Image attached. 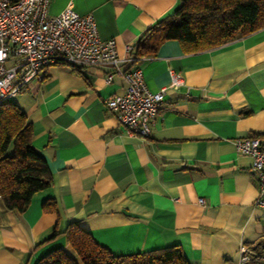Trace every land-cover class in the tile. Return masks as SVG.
Here are the masks:
<instances>
[{"label":"crops","instance_id":"0c3cea01","mask_svg":"<svg viewBox=\"0 0 264 264\" xmlns=\"http://www.w3.org/2000/svg\"><path fill=\"white\" fill-rule=\"evenodd\" d=\"M180 2L51 0L49 16L67 8L93 15L100 39L116 43L123 69H142L150 92L169 85L172 72L184 86L168 90L143 139L106 107L125 91L119 76L107 82L109 66L53 65L42 83L30 84L14 102L32 123V145L53 183L23 214L0 201V264L71 253L65 232L72 223L116 256L179 246L192 264H233L241 245L264 253L258 180L252 159L235 146L264 137V28L195 54L169 41L155 57L135 61L129 48ZM49 200L57 213L44 212Z\"/></svg>","mask_w":264,"mask_h":264},{"label":"trees","instance_id":"16d2710c","mask_svg":"<svg viewBox=\"0 0 264 264\" xmlns=\"http://www.w3.org/2000/svg\"><path fill=\"white\" fill-rule=\"evenodd\" d=\"M263 28L264 0H181L169 17L146 31L133 48V56L135 61L155 57L169 41H178L185 54L209 51ZM32 138V123L22 109L14 101L1 103L0 201L8 211L17 214L26 212L33 197L53 183L48 164L33 147ZM43 210L57 213V205L46 201ZM58 235L55 231L54 237ZM65 236L72 252L54 250L38 264H192L179 246L116 256L78 223L70 224Z\"/></svg>","mask_w":264,"mask_h":264},{"label":"built area","instance_id":"2783aa9c","mask_svg":"<svg viewBox=\"0 0 264 264\" xmlns=\"http://www.w3.org/2000/svg\"><path fill=\"white\" fill-rule=\"evenodd\" d=\"M51 0H0V104L14 101L32 83H42L53 65L78 68L109 66L107 82L119 76L125 83L121 95L106 101L109 111L126 131L148 138L168 90L184 86L183 77L171 73L169 85L152 93L141 68L123 69L116 43L100 39L93 15L81 16L70 8L49 16ZM133 50V48H129ZM237 152L252 159L250 172L258 180L255 207L264 211V137L247 136L235 141ZM204 204L203 199L199 200ZM264 262V253L245 245L233 264Z\"/></svg>","mask_w":264,"mask_h":264}]
</instances>
